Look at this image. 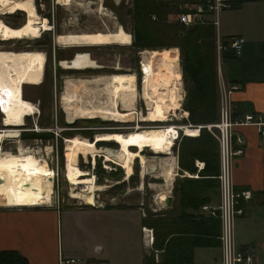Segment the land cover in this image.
<instances>
[{
	"label": "rangeland",
	"instance_id": "obj_1",
	"mask_svg": "<svg viewBox=\"0 0 264 264\" xmlns=\"http://www.w3.org/2000/svg\"><path fill=\"white\" fill-rule=\"evenodd\" d=\"M32 1L38 17L42 20H46L49 25V29L47 31L40 30L38 36H36L37 38L12 40L0 39V50L12 52H42L45 58L42 78L38 84H26L22 87V91L26 96V101L28 100V102L33 104L35 111L24 115L22 122L19 125H8V127L7 125H3V115L0 113V130H4V128H12L6 129L9 132H6L1 137L0 149L3 151L2 154H15L16 151L18 152V150L21 149L22 151L33 154L38 159L45 160L47 167L52 172V192L50 195V202L47 205L42 204L29 208L36 210L51 208L57 211V234L59 248H61V246L64 248V244L68 242L66 239V225L68 222L75 225L74 228L77 229L78 227L79 230H81V222L84 225L90 222L95 231L99 233L98 238L102 236L105 240H108V244H111V241L109 242V240H111L110 232L117 231V229H128L129 231H134L136 236L137 233L140 235V226H142L143 221L148 224L149 221L152 223L158 218H165L167 216L161 213L162 210H158L159 207L162 208L165 206L163 205V201L160 202L159 199L161 196L165 195L164 192L167 189L161 177H158L157 175L159 158L164 155L153 154L148 148H143L142 155L145 157L143 175L140 176V162L136 158L132 161V172L127 178L122 167L118 166L116 161V163H106L101 156L95 155L94 163H92L91 161L93 160L90 156L86 155L83 157L82 155H78V167L76 169L78 174L76 176L79 181L87 183L74 186V188L75 191L78 192L82 191L83 187L88 186L89 191H94V203L93 205H88L84 204L79 199L71 198L69 195L70 189L73 186L70 185L68 176L64 171V161L66 163L64 138L68 139L71 137H77L91 143L96 140L95 137L97 135H124L136 128L150 129L154 127L167 126L186 127L181 121L183 113L185 112L182 113L180 105L173 114L170 112L167 116V120L163 122H148L147 120L146 122L145 120H142L143 122L141 121V117L147 115V109L145 110V105L140 95L142 91H140V86L143 56V54L140 55V52L143 50H149L145 52H162V50L159 49L164 47L153 48L156 51H150L153 49L149 48L136 50L130 44L118 45L113 43L90 47H65L56 43L55 37L58 35L106 31V29L116 31V24L121 25L125 32L129 34L132 29V19L129 13V9L132 8V0H70L68 4L57 3V0ZM97 1L100 2V9L94 4ZM176 1H182L179 3L178 7H184L185 5L188 6L193 4L196 0L194 2H192L193 0ZM176 15L177 14L168 15V21L172 22L175 20ZM0 20L8 27L16 29L25 23L26 18L24 12L17 11L9 13L0 9ZM172 50L176 51L175 54L177 56L178 50ZM79 51L86 52L88 56L95 61L98 67L73 70L62 68L58 65L59 60H69L75 52ZM163 51H171V49ZM177 65L179 67V73H181L179 58L177 59ZM58 67L62 69V71H57L56 74V68ZM116 67L120 69L115 70ZM115 72H124L126 74H134L135 76L137 96L134 101L135 113L132 120H130L131 122L124 121L122 119H103L102 117H82L73 119L71 122H67L61 108V99L62 95L66 91V82L85 80L92 81L95 78H97L96 80H99L107 76L115 75ZM95 90L96 89H94V91ZM95 95L97 99H93L95 98ZM91 96H84V98H88L86 101L92 102L104 101V98L96 92H93ZM61 130L68 131L63 133ZM21 131H49L52 133V136L45 139L21 138ZM59 135L61 138H59ZM181 135L185 134L183 132H179L177 138L173 140L174 149H170L172 154L171 156L174 157L175 162V152L179 144V139H181ZM97 143L96 147L106 148L100 153V155L106 153L113 156L117 152V148L120 151L119 145L115 144V142ZM190 145L191 143L189 144V147ZM182 146H184V142L182 143ZM182 149H184V147ZM129 151L135 152L137 150L132 151L130 148ZM167 157L168 156L166 155L165 158ZM160 161H162V159ZM97 165H99V168ZM179 177L180 176L177 175L173 176L170 185L171 187L169 186V195L172 196L173 200L175 197L172 195V186L174 185V181H177ZM127 208L132 209L134 212L133 219H130L129 217L128 221L122 219L115 221L110 218H114V215L106 214V212L108 213L110 210L113 211L115 209H122L126 211L128 210ZM172 208L176 209L175 200L173 201ZM66 209L82 210L71 213ZM170 214H173V212H170ZM145 227H147V225H145ZM74 228H72L74 235H82V231L80 232L79 230L77 233H74ZM147 228L152 230L150 227ZM107 233H109V235H107ZM242 236H244V234L240 233L239 238L241 239ZM72 240H74L73 237ZM97 242L101 244L100 241ZM233 243L235 249L238 250L236 246L239 242L236 226L234 233V221ZM254 250V245H250L247 252H254Z\"/></svg>",
	"mask_w": 264,
	"mask_h": 264
},
{
	"label": "bare ground",
	"instance_id": "obj_2",
	"mask_svg": "<svg viewBox=\"0 0 264 264\" xmlns=\"http://www.w3.org/2000/svg\"><path fill=\"white\" fill-rule=\"evenodd\" d=\"M69 1L57 0V3L68 4ZM32 2V0H0V9L9 13L24 12L26 18L25 23L18 29L8 27L0 20L1 40L35 38L40 30L47 31L49 29L46 20L38 17ZM94 4L99 9L101 8L99 1ZM115 27L116 31L106 29V31L58 35L55 37L56 43L65 47H90L113 43L118 45L130 44L131 35L126 33L121 25L116 24ZM145 51L149 50L140 52V55L143 54L141 64L143 74L140 71V91L142 90L140 95L145 110L147 109V115L141 117V121L163 122L167 120L170 112L173 114L179 108L181 99L180 73L176 51L172 49L162 52ZM44 60V54L39 51L12 52L0 50V113L3 115V125H7V127L8 125H19L24 115L35 111L33 104L22 98V87L26 84H38L41 81ZM58 65L73 70L98 67L86 52L74 53L69 60L61 59L58 61ZM119 69L118 67L115 68V70ZM93 80L66 82V91L64 88L65 93L62 95L61 108L67 122L82 117L132 120L135 113L134 101L137 96L134 74H115L96 81ZM94 89L96 90L94 91ZM93 92L103 97L104 101H86L88 98H84V96H91ZM93 99H97L96 95ZM186 114V112L183 113V117ZM177 128H181L183 133L190 137H195L198 132L196 127L191 126L136 128L124 135H97L94 143L96 144L97 141L115 142L119 145L120 151L117 148L115 156L120 161L117 164L122 167L126 178L131 174L132 161L136 158L140 162V176L143 175L145 167V157L142 155L143 148H148L153 154H163L164 156L159 158L157 175L161 177L165 187L169 189L173 176H175V163L172 159L163 158L166 155L171 157L170 149L173 146V139L178 134ZM6 129L12 128L0 130L2 131L0 132V141L2 135L9 132ZM94 143H88L77 137L64 141L66 159L64 171L68 176L70 185L73 186L69 195L71 198L79 199L88 205L94 203V191H89L88 186L83 187V190L78 192L74 188V186L87 183L79 181L76 176L78 174L76 170L78 167L77 156H90L93 160L92 163H94L95 155L101 156L106 163L115 162L106 153L100 155L106 148L95 147ZM130 148L132 151H137L131 152L129 151ZM2 152L0 149V206L19 208L47 205L50 202L52 192L50 181L52 172L47 167L45 160L38 159L33 154L21 149L15 154H2ZM161 159L162 161H160ZM164 198L165 196H161L159 201H163ZM142 231H148V229L144 228Z\"/></svg>",
	"mask_w": 264,
	"mask_h": 264
},
{
	"label": "crops",
	"instance_id": "obj_3",
	"mask_svg": "<svg viewBox=\"0 0 264 264\" xmlns=\"http://www.w3.org/2000/svg\"><path fill=\"white\" fill-rule=\"evenodd\" d=\"M226 1L229 6L222 8L218 17V35L226 37L225 39L233 36L244 39L238 56L223 57L219 60L223 80L238 86V89L229 95L231 116L246 113L264 116V0ZM205 16L207 21L212 19L209 13ZM232 132L244 141L241 154L232 159L233 187L237 190H247L251 194L248 200L242 201L243 212L233 220L234 233L236 226L239 242L236 247L239 251H245L250 245H254L258 264H264V203H261L262 198L257 193L264 184V136L250 124L234 126ZM165 159L174 161V172L178 173L174 157ZM183 175L195 177L184 172L182 175L177 174L180 177ZM164 193L163 196H168L169 189ZM170 197V204L158 209L162 210L161 213L167 215L166 217L177 213V209L172 208L174 200ZM216 202L217 200L213 204ZM2 207L0 250L17 251L24 257L26 264H58L61 257L75 258V264H179L168 262V258L164 260L162 252L154 249L152 242L150 246L144 244L142 228L149 229L145 226H140V235L137 233V236L134 231L128 229L111 231V244H108V240L102 236L98 238L99 233L90 222L86 225L81 222V230L68 222V242L64 244V248H59L57 211L51 208L36 210L30 209L31 207ZM66 210L73 213L82 209ZM128 210L115 209L106 214L114 215V218H110L115 221H128L129 217L133 219L134 216L132 209ZM72 228L74 233L82 231V235H74ZM240 233L244 234L241 239ZM218 260V246L195 247L189 262L180 261V264H216Z\"/></svg>",
	"mask_w": 264,
	"mask_h": 264
},
{
	"label": "trees",
	"instance_id": "obj_4",
	"mask_svg": "<svg viewBox=\"0 0 264 264\" xmlns=\"http://www.w3.org/2000/svg\"><path fill=\"white\" fill-rule=\"evenodd\" d=\"M180 2L182 1L132 0V8L129 9L132 19L130 45L136 50L159 47H164L159 49L162 51L177 49L184 92L180 108L187 113L181 121L190 125L212 123L217 119L218 100L215 29L210 21L193 25H184L176 19L168 21V15L185 11V8L178 7ZM220 38L225 44L226 37ZM234 56L230 49L220 52V58ZM57 71L61 72L62 69L58 67L56 74ZM22 98L26 100L23 91ZM61 131L66 133L68 130ZM21 132V138L45 139L52 136L49 131ZM100 143L104 142L99 141L97 144ZM94 146L96 147L95 143ZM175 155L178 174L182 175L184 172L195 177L183 175L174 181L172 195L176 202L175 215L158 218L148 224L143 221L142 226L152 228V247L162 252L164 260L168 258V262L180 264L189 262L195 247L218 246L217 218L200 211L201 205L217 200L216 141L204 127H199L195 137L181 135ZM194 160L202 162L200 169H196ZM257 193L262 198L261 203H264V184ZM0 264H26V260L15 250H0Z\"/></svg>",
	"mask_w": 264,
	"mask_h": 264
},
{
	"label": "built area",
	"instance_id": "obj_5",
	"mask_svg": "<svg viewBox=\"0 0 264 264\" xmlns=\"http://www.w3.org/2000/svg\"><path fill=\"white\" fill-rule=\"evenodd\" d=\"M228 6L226 0H196L191 5H185L183 7L185 11L176 15L178 22L184 25H193L207 22L205 14L209 13L212 16L210 22L215 29L214 43L216 50V84L218 94L217 119L212 123L203 125L185 124V126L196 127L197 131L199 127H204L216 141L218 155V173L216 175L218 190L217 202L214 204L206 203L200 206V211L218 220L219 230L217 240L219 260L216 264H258L256 250L254 252H247V250L239 251L235 249L233 243V220L243 212L242 201L248 200L251 194L247 190H237L233 187L232 159L234 156L241 154V146L244 141L239 135L232 132V127L250 124L260 135L264 136V116L258 114L253 115L251 113L236 115L234 117L231 116L229 95L232 91L237 90L238 86L223 80L219 67L220 52L230 49L235 56H238L242 50L244 39L240 36H233L225 39L226 43L223 44L222 39L218 35L219 13L222 8H227ZM180 94L181 99L179 105L183 97L181 81ZM176 130L183 132L181 128H177ZM194 166L198 170L202 167V162L194 160ZM143 236L144 244L150 246L152 242L151 229L143 231ZM76 262L77 259L72 257H61L58 260V264H75Z\"/></svg>",
	"mask_w": 264,
	"mask_h": 264
},
{
	"label": "water",
	"instance_id": "obj_6",
	"mask_svg": "<svg viewBox=\"0 0 264 264\" xmlns=\"http://www.w3.org/2000/svg\"><path fill=\"white\" fill-rule=\"evenodd\" d=\"M109 157H112V159L114 160V161H116L117 163H119L120 161L116 158V156L115 155H113V156H111L110 154H107ZM50 181H51V179H50ZM0 182H1V179H0ZM170 196L168 195V196H166L165 198H164V200H163V205H165V206H168L169 204H170Z\"/></svg>",
	"mask_w": 264,
	"mask_h": 264
},
{
	"label": "flooded vegetation",
	"instance_id": "obj_7",
	"mask_svg": "<svg viewBox=\"0 0 264 264\" xmlns=\"http://www.w3.org/2000/svg\"><path fill=\"white\" fill-rule=\"evenodd\" d=\"M75 53H84V51H79V52H75ZM115 74H126V73H124V72H115Z\"/></svg>",
	"mask_w": 264,
	"mask_h": 264
}]
</instances>
